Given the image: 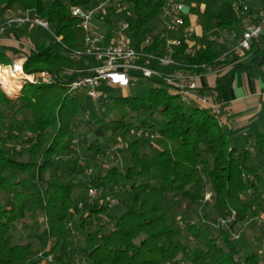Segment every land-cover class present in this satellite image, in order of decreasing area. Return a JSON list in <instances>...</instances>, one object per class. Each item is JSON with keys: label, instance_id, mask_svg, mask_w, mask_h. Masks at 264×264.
I'll list each match as a JSON object with an SVG mask.
<instances>
[{"label": "trees", "instance_id": "16d2710c", "mask_svg": "<svg viewBox=\"0 0 264 264\" xmlns=\"http://www.w3.org/2000/svg\"><path fill=\"white\" fill-rule=\"evenodd\" d=\"M90 1L0 0V16L5 11L26 12L29 17L43 19L52 26L51 32H47L50 39L37 46L22 47L17 42L0 40V65L6 66L13 59L24 57L25 73L46 71L60 77L58 83H27L14 99L0 90V189L11 199L9 208H2L0 203V264H73L74 261L81 264H263L257 253H247L237 247L227 229L215 231L208 225L189 222L179 226L166 202L178 195L191 205L207 186L212 191L213 212L225 215L234 211L236 223L239 226L246 223L251 217L247 199L255 195L257 186L264 184L261 174L248 167L258 158L261 169L264 168V132L254 137L252 146L237 147L206 109L183 106L175 89L157 77H139L131 82L141 85L134 95L113 101L115 108L135 114L136 126L130 120L125 121L123 113L120 119L98 116L95 121H79V115L84 112L82 98L67 91L66 84L74 75L64 76L62 71L78 67V62L72 61L66 52L80 45L76 34L78 22L71 16L70 8L88 6ZM232 1L223 0L221 6ZM127 2L128 13L123 18L130 25L131 42L134 41L137 50H157L158 32L153 35L154 45L141 48L140 42L146 32L155 31L154 22L163 0ZM212 15L213 22L208 28L239 30L240 20L223 12ZM111 20L112 17L107 19ZM57 37L60 39L56 40ZM185 44L176 47L173 54L183 66L200 73L204 71L202 64H216L218 47L208 44L190 57L184 54ZM263 64L264 34L252 42L246 57L235 62L234 69L249 71ZM229 85L230 81L220 76L214 91L219 94ZM78 121L85 128L82 142L96 154L104 153V141L117 132L125 135L132 128L136 131L144 127L158 137L151 144L154 147L151 153H147L141 150V143L148 139L136 136L123 147L127 153L124 166L111 164L104 171L99 166L95 174H86L88 177L83 183L73 175L80 172L73 166L69 175L59 172L66 167L60 156L69 151ZM87 133L93 136L92 140L86 138ZM10 140L27 145L25 160L14 157ZM250 147L254 154L249 151ZM245 171H251L249 177ZM88 186L101 187L106 194L118 197L122 205L119 191L123 187L141 194L142 200L135 199L128 211L116 216L107 207H88L84 203L81 211L88 210L90 214L85 212L78 217V228L87 232L81 238L82 244L73 247L67 222L79 211L74 205L80 199L73 191ZM23 213L33 220L38 217L45 220L41 230L46 240L43 254L51 255V261H40L33 254L30 242L12 243L11 224ZM97 213H106L107 223L98 222L95 229L87 228L94 220L86 219ZM191 237L192 244L188 242Z\"/></svg>", "mask_w": 264, "mask_h": 264}, {"label": "built area", "instance_id": "2783aa9c", "mask_svg": "<svg viewBox=\"0 0 264 264\" xmlns=\"http://www.w3.org/2000/svg\"><path fill=\"white\" fill-rule=\"evenodd\" d=\"M239 5L233 1V8ZM242 10L248 12L245 4L240 5ZM129 4L127 0H91L88 6L77 5L70 8L71 16L77 19V28L82 34L80 45L76 49L66 50L67 55L72 61L78 62V67L74 69H65L62 71L64 76H73L69 81L67 91L69 93L85 94L92 101L103 100L96 91L98 86L105 83L108 86L127 87L139 77L147 79L157 77L162 79L167 85L173 87L181 101H196L208 114L211 115L219 124L218 113L220 103L209 101L206 97L198 95V85L196 78L205 72H212L223 68L228 61V56L234 55V62L242 61L246 57L247 51L253 41H257L264 34V8L256 10L241 22L237 31L235 28H208L201 34H197L193 27L185 26L183 9L184 0H163L160 7L154 32H146L140 42V47L152 46L155 43L154 34L159 33L158 49L151 52L137 50L130 39V25L123 18L128 13ZM5 21L0 23V36L4 34L6 28L10 25H21L28 27H39L49 30L47 21L40 18H31L26 12L12 14L11 11L3 13ZM109 17H114L110 22H106ZM117 17L119 19L117 20ZM117 20V21H116ZM102 21V25L100 22ZM180 32V36L174 33ZM60 38L57 37L56 40ZM184 47V54L194 57L202 47L212 44L220 49L218 57L215 59V65H204L201 67L203 72H195L190 67L183 66L175 60L173 54L176 47ZM25 58L13 59L9 65H0L1 69H8L12 78L19 81L23 87L27 83H58L60 77L52 75L46 71L39 73H25L22 64ZM2 83L0 82V86ZM21 89V88H20ZM8 93V92H7ZM10 95V94H8ZM137 136L158 137L157 133H151L148 128H138L135 131ZM78 143L77 139H72L68 154L60 156L61 159L70 157L72 151ZM254 144L251 141L250 146ZM115 148H121L120 144L114 145ZM72 149V150H71ZM249 151H253L252 147ZM97 158V157H96ZM264 169V168H263ZM89 175V172H86ZM101 187L89 186L87 188V199L89 201L96 198L101 192ZM212 198V191L204 186L199 197V202L205 203ZM116 204L114 198L108 199L107 204L100 205L107 207V210ZM82 203H77L80 208ZM235 212L223 214L216 218L214 222H208L201 218L204 223L212 227H224L230 233V239L238 238V235L232 231L234 225ZM100 220L107 221V215L100 214ZM257 224L262 233L260 235V248L258 254L264 251V219L257 218ZM184 221H179L178 225L183 226ZM189 223H196L191 220ZM72 222H67V227L71 229ZM42 254H38L41 256ZM50 257L47 256V259Z\"/></svg>", "mask_w": 264, "mask_h": 264}, {"label": "rangeland", "instance_id": "374dc122", "mask_svg": "<svg viewBox=\"0 0 264 264\" xmlns=\"http://www.w3.org/2000/svg\"><path fill=\"white\" fill-rule=\"evenodd\" d=\"M184 0V4L186 8L191 9L192 11H196L198 9H201L203 6V14L200 15L199 20L204 18L205 15L210 14L212 12H223L224 9H222L219 5H214L212 2H209L210 0ZM212 11V12H211ZM20 13L19 11H17ZM235 11L229 12L230 15H234ZM17 13V14H18ZM22 13V12H21ZM20 15V14H19ZM204 15V16H203ZM114 18V17H112ZM115 19V18H114ZM119 17H117V20ZM116 20V21H117ZM202 21V20H201ZM100 24H102V21H99ZM22 30L27 31V36L29 39L33 41V43L37 46L40 44L43 40H49L50 36L48 31L36 28L35 26L32 27H24L21 28ZM49 30H52V26H49ZM77 37L79 40L82 39V34L79 29L76 30ZM5 35L2 34L0 38ZM21 38V37H20ZM29 39L26 37L25 41L28 42ZM1 40V39H0ZM22 41V40H21ZM134 44V41H132ZM14 80V78H13ZM15 82H19L14 80ZM26 85V84H25ZM145 86L149 85L148 83H144ZM167 90H170L171 87L164 86ZM141 88V85H137L134 83H130L129 86L121 88L117 86H108V85H101L99 88L96 89V91L101 95L103 100L98 101H92L90 98H88L85 94L82 93H74L76 96H79L82 98V102L84 105V112H82L79 115V121L82 120H90L95 121L98 116L103 117L104 119H120L122 113L125 114L123 117L125 121L130 120L134 126H136V121L134 118L135 114H130L126 112V110L122 111L120 107L115 108L113 101L116 98L125 97L128 95H134L138 89ZM1 92H3L8 98L14 99L16 97V94L19 92L12 91L8 92L3 85L0 86ZM8 92V93H7ZM10 94V95H8ZM180 103L187 107V106H195V103L190 101H181ZM125 112V113H124ZM79 121L75 123V133L74 139L78 140V143L76 144L75 148L72 151V154L70 157L66 159H62L66 164V167L63 166L60 173L62 172L64 176L69 175L70 170H72V166L75 167L76 170H80V172L73 173L79 179L81 182L86 181V177L91 176L96 173L99 166L102 167V170L111 165H122L125 164V157L127 156L126 151H124L123 147H125L130 141L134 140L136 138L135 134V128H132L129 130V132L125 133L123 135L121 132L114 133L113 135H110L106 141H104V145L102 149L104 150V153L100 151V153H93L92 151L87 150L86 144L82 142L81 134L84 132L85 128L79 124ZM150 131V129H149ZM141 137V136H138ZM87 139H93V136L90 133H87L86 135ZM148 139V142H142L141 143V150L151 153L153 146L151 144H155L156 137H146ZM120 144L121 148H115L114 145ZM9 148L11 152L14 154V157L25 160L27 158V145L22 143H17L16 141L10 140L9 142ZM70 150V147H69ZM72 150V149H71ZM69 151L66 153L68 154ZM97 157V158H96ZM261 161L256 158L254 160V163H252V166L248 165L249 169L252 171H256L264 178V170L261 169ZM103 170V171H104ZM86 172H89V175H86ZM251 171H245V176L249 177ZM89 187V186H88ZM86 187H77L73 191L74 196L80 197L78 199L77 203L81 202L82 206L84 203L86 205L91 206H100L107 204L108 199L114 198L116 200V204L110 208L109 212L112 216L120 215L125 211H128L131 208L132 202L136 199L139 202L142 200V195L138 192L132 191L129 188L123 187L120 193V198L124 201V204L122 205V202H119L118 197L110 196L109 194H106L104 191L101 190L99 195L94 198L93 200L89 201L87 199V188ZM211 200L206 201L205 203L199 202V198L197 201L193 204H189L187 201L182 200L178 195H175L174 197L171 196L170 199L167 200L166 206L170 211V214L173 218L179 221L189 222L191 220L195 221L198 224H205L208 225V223H204L201 218L205 219L208 222H214L217 217L221 216L222 214L213 212L212 203ZM248 202L251 204V217L250 219L242 224L238 225L234 218V225L232 227V231L238 235V238L234 239V244L244 250L247 253H257L259 258L262 260L264 264V251L261 254H258V249L260 248V235L262 233V230L260 226L257 224L258 219L261 218L264 219V184L257 186V191L255 195L249 197ZM0 203L2 208H9L11 205V199L10 196L4 193L0 189ZM77 203H75L74 207H76ZM82 206L79 208V211L76 213L74 218L72 219V226L70 230L71 235V244L73 247L75 245H81V238L84 237L87 230H81L78 228V217L80 215H84L86 212V215L90 214L87 211L82 212L83 209ZM81 213V214H80ZM101 213L92 214L89 218L86 220H94L93 225L87 228L89 229H95V225L99 223H102L103 221H97V217H100ZM105 214V213H102ZM96 218V219H95ZM108 219V218H107ZM99 220V219H98ZM44 219L42 217H38L36 220H33L25 213L21 214L19 218L14 221L11 224V229L9 232V237L11 238L12 243L15 244H22L26 242H30L33 247V254L38 256V254H42L41 256H38L40 258V261H51L52 257L51 255H44L43 252L46 247V240L45 236L42 233V224L44 223ZM74 221V222H73ZM104 223H107L105 221ZM215 231L217 229H221L224 227H212L210 224L208 225ZM109 227V226H108ZM226 229V228H224ZM188 242L192 244L194 242V238L192 237L188 239ZM47 256L50 257L47 259ZM73 264H81V262L74 261Z\"/></svg>", "mask_w": 264, "mask_h": 264}, {"label": "crops", "instance_id": "0c3cea01", "mask_svg": "<svg viewBox=\"0 0 264 264\" xmlns=\"http://www.w3.org/2000/svg\"><path fill=\"white\" fill-rule=\"evenodd\" d=\"M223 0L212 2L214 5H219L228 16L240 20V24L247 16L254 13L256 10L264 8V0H243L244 3H239L235 8L227 3L221 6ZM229 1V0H224ZM241 4H245L248 12L241 8ZM234 12L230 15L229 12ZM212 12V11H211ZM12 14H17V11H11ZM215 13V12H212ZM212 13L203 15L204 18L199 20L203 14V6L201 9L192 11L184 7L183 17L185 26L193 27L197 34L203 33L208 29V26L213 22ZM18 14H21L18 13ZM113 19V18H112ZM5 21V16H0V23ZM108 22V21H106ZM111 23V21H109ZM156 23V22H154ZM102 25V24H100ZM25 26L10 25L5 30V35L1 37V41L14 43L17 42L22 47H33L35 44L27 36V31L22 30ZM27 28H29L27 26ZM264 31V30H263ZM175 36H180V32L174 33ZM21 37V38H20ZM29 41L26 42L25 38ZM22 40V41H21ZM236 58L234 55L228 56L226 65L216 71L205 72L196 78L198 85L197 94L206 97L209 101H217L220 103L218 113L219 125L224 132L232 139V142L237 147H249L251 141L258 133L264 132V64L260 68L251 69L249 71H237L234 69ZM222 76L230 81L229 87L217 94L214 91L216 79ZM105 83H102L103 85ZM100 85V86H101ZM106 85V84H105ZM98 86V88L100 87ZM196 107L204 108L196 101ZM254 154V151H250Z\"/></svg>", "mask_w": 264, "mask_h": 264}, {"label": "bare ground", "instance_id": "6f19581e", "mask_svg": "<svg viewBox=\"0 0 264 264\" xmlns=\"http://www.w3.org/2000/svg\"><path fill=\"white\" fill-rule=\"evenodd\" d=\"M0 82L2 83L3 87L8 91H17L22 86L20 82H15L8 71V69H1L0 68Z\"/></svg>", "mask_w": 264, "mask_h": 264}]
</instances>
